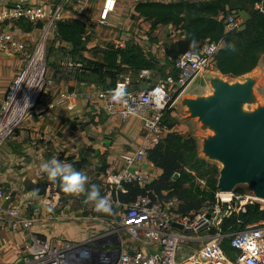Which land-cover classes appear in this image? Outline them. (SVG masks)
Listing matches in <instances>:
<instances>
[{
  "label": "built area",
  "instance_id": "built-area-1",
  "mask_svg": "<svg viewBox=\"0 0 264 264\" xmlns=\"http://www.w3.org/2000/svg\"><path fill=\"white\" fill-rule=\"evenodd\" d=\"M117 4L118 0L104 1L100 14L102 24H108L117 10ZM257 8L263 11L261 5ZM60 13V8L49 13L33 0H16L13 3L11 0H0V52L21 55L26 49L25 43L13 31L1 30L4 23L42 27V35L28 57L26 67L14 79L0 106V149L27 118L44 116L59 107L75 111L74 104L80 98L103 103L109 116L120 118L123 122L138 119L142 131L133 151L121 153L118 157L123 169L118 177L116 194L118 205L125 211L115 231L103 238L77 244L53 241L34 233L39 209L32 204L21 206L10 203V197L0 182V223L8 224L15 233L24 232L27 235L25 251L17 264H264V220L239 231L223 228L225 220L238 213L234 207H238V203L232 204V199L223 206L207 205L199 211L184 214L170 207L172 202L179 203L177 200L161 202L143 196L130 204L119 198L121 194H127L125 185L138 184L144 188L156 180V167L151 163L152 166L145 169L144 164L149 162L150 152L163 144L173 132L165 115L176 96L183 95L196 78L203 73H212L211 70L217 71L216 56L224 42H205L196 51L181 55L163 77L151 80L146 87H135L121 75L122 80L119 79L112 89L100 88L87 94L79 91L63 93L43 103L52 84L48 78L47 62L44 61L47 43L60 20ZM234 16L237 15L225 18L228 32L242 27L243 22ZM37 65H40L38 71ZM83 69L82 63H69L66 75L75 78L78 73L84 72ZM154 73L144 70L140 72V77L150 80ZM193 175L196 177L195 173ZM197 182L206 188L204 180L197 179ZM239 198L251 205L257 200L253 194L239 195ZM29 209L33 210L31 214ZM261 210L264 208L261 207ZM246 211L244 207L242 212ZM174 225L182 226L183 230ZM186 230L192 232L187 233ZM226 241L235 250L233 256H228L223 249Z\"/></svg>",
  "mask_w": 264,
  "mask_h": 264
},
{
  "label": "crops",
  "instance_id": "crops-1",
  "mask_svg": "<svg viewBox=\"0 0 264 264\" xmlns=\"http://www.w3.org/2000/svg\"><path fill=\"white\" fill-rule=\"evenodd\" d=\"M16 0H11V3ZM105 0H33L36 5L44 7L49 13L61 9L60 20L57 22H70L77 20L86 25V50L73 52L72 44L64 41L57 35V24L50 37L51 54L49 57L52 85L43 103H48L63 93L74 91L94 93L106 84L112 85L110 79L100 80L98 76L92 81L85 80L83 73H78L75 78L66 75V66L69 63L79 64L84 60L103 62L102 50L109 45L125 48L127 44L139 45L147 58L153 57L156 68L169 65L165 48L180 40L185 33L181 28L173 25H161L152 30L153 21L141 17L136 12L139 3H176L182 0H118L117 10L104 25L100 21V14ZM243 23L248 19L244 12ZM237 15V14H236ZM225 20V18H224ZM226 22V20H225ZM31 26V29H29ZM4 31H13L26 46L21 55H7L0 52V106L4 101L9 87L19 72L27 65L28 57L34 51L35 45L42 35V27L33 25H15L4 23ZM121 34V37H119ZM148 34L157 45L147 43ZM150 37V38H151ZM150 38L148 39L150 41ZM168 66L164 75L167 73ZM49 78V77H48ZM55 80H57L55 82ZM109 89V88H108ZM75 111L66 107H59L44 116L33 115L27 118L15 135L0 149V182L10 197V203L27 206L32 204L39 209V220L33 232L51 239L49 234L51 219L55 213L54 190L59 187L56 180H50L41 171L40 165L55 158L61 163H68L80 155L90 157L95 161L94 167L98 169L96 175L109 182L116 180L123 169L119 160L121 153L132 152L142 131L141 122L132 118L123 122L120 118L109 116L103 103L99 101L87 102L80 98L76 101ZM76 162L75 160H72ZM106 165L100 171L99 166ZM152 166L146 162L144 168ZM156 177L159 178L163 171L156 168ZM92 174L90 179H92ZM38 193L33 195V190ZM57 192H59L57 190ZM60 193V192H59ZM52 198V200L50 199ZM62 203V201H59ZM30 214L33 212L29 209ZM27 235L24 232H13L8 224L0 223V264H17L25 251Z\"/></svg>",
  "mask_w": 264,
  "mask_h": 264
},
{
  "label": "trees",
  "instance_id": "trees-1",
  "mask_svg": "<svg viewBox=\"0 0 264 264\" xmlns=\"http://www.w3.org/2000/svg\"><path fill=\"white\" fill-rule=\"evenodd\" d=\"M258 5L262 6L263 11L257 8ZM136 12L141 17L153 21L152 30L161 25H173L185 33L183 40L166 46V57L172 62L158 71L164 70L165 73L166 68L174 64L181 55L196 51L198 46L205 42H224L223 48L216 56L217 71L223 76L243 77L254 72L261 63L264 64V0L139 3ZM240 12L246 13L248 19L239 30L228 32L224 18ZM85 34L86 25L83 22L73 20L57 24V35L72 44L73 52L86 50ZM101 53V63L84 61L89 64V69L86 70L90 73L86 75L98 76L100 80L110 79L112 85L105 86V89L114 88L124 71L139 73L144 70H157L154 58H147L143 49L136 44L129 43L125 48L109 45L108 49L102 50ZM169 127L172 128L171 125ZM148 160L161 169L163 174L144 188L138 184L125 185L127 194H121L122 200L125 201L124 198L129 195L132 200L126 199L128 202L136 201L139 196H149L154 201L161 202L177 200L178 212L184 214L199 211L215 203L220 170L200 156L196 140H185L172 132L163 144L150 152ZM197 179L204 180L206 188L199 184ZM59 192L64 193L61 184ZM240 220L242 223H238ZM263 220L264 210L256 203L247 206V211L239 216L226 219L223 228L239 231ZM223 249L229 256L235 254L229 241L223 243Z\"/></svg>",
  "mask_w": 264,
  "mask_h": 264
},
{
  "label": "rangeland",
  "instance_id": "rangeland-1",
  "mask_svg": "<svg viewBox=\"0 0 264 264\" xmlns=\"http://www.w3.org/2000/svg\"><path fill=\"white\" fill-rule=\"evenodd\" d=\"M236 13L231 14L232 16ZM235 18L238 17L240 21H243L245 16L244 14H237V16H234ZM119 37H121V34H119ZM151 36L148 34V39ZM146 40L147 43L151 45H157L159 42H153L152 37L149 40ZM50 40L47 43V49H46V58L44 59L45 62H47V67L50 68V62L49 57L51 54L50 49ZM50 52V54H49ZM85 80L92 81V77L89 75H86L87 73H90V71L86 70L88 68L89 64H87L85 61L82 62ZM89 69V68H88ZM49 71V69H48ZM212 73H214L216 76L222 78L223 80L229 81V82H243L247 77L250 76H259L260 82L256 88V94L259 99V103L264 104V64L261 63V65L251 74L239 77V78H231L227 76H223L220 72L211 70ZM210 71V72H211ZM209 72H207L208 74ZM211 73V74H212ZM206 73H203L202 76L196 78V80L193 82V84L190 86V88L183 94H179L175 98V102L173 103V106L167 111L165 115L166 122L172 126L173 132L182 136L183 139H194L196 140L198 149L200 151V156L204 159V155L202 154V138H206L207 136L211 135V131H202L198 120H186L187 117L186 114V108H184L181 104L182 100L184 98H196L199 96H208L213 92V89L210 85L209 80L206 78ZM123 79H128L129 83L135 87H146L147 84L150 83L151 80H156L159 77L164 76V70H161L160 72L154 73L151 76L150 80H142L140 77V72L135 71H124ZM213 75V74H212ZM49 79L51 76L48 74ZM54 79V78H52ZM52 79H50L52 81ZM122 80V78H120ZM57 80H55L56 82ZM53 82V81H52ZM51 85L48 87L50 90ZM106 86H109L106 84ZM105 88V87H104ZM108 89V88H106ZM252 108H256V104L252 106ZM76 162L72 161L75 160ZM207 160V159H206ZM95 161L90 157H86L84 155H80L78 158H73L69 160L67 164H71L75 171L83 173L87 177V183L85 185V192L78 193V194H69L64 191V193H59V187L62 183L60 179H58L57 183L59 184V187H56V191L54 190V194H52L53 197H55L54 200L50 198L52 201H54V208H55V214L52 215L53 219H51L49 234H53L52 240L53 241H70V242H76L81 243L85 240L93 239V238H99L105 236L106 234H111L115 231L117 228V224L119 223L120 216H122L123 212L125 211V208L120 207L118 205L117 200V194H116V180L113 178L109 182L103 181V179L99 178L95 173L98 169H95L94 164ZM210 164L219 170L222 168L221 164L213 161ZM100 171L103 172V170L106 168V165L101 164L99 166ZM92 174V179H90V175ZM95 185L99 188L100 195L102 197H105L108 201L107 210H100L97 211L95 207V203H85V199L87 196V192L91 191L92 186ZM252 194L248 191L246 186H239L235 192L231 193V197L229 199H223L220 194L218 193L216 196L215 203H213V206L220 204L221 206L228 204V202L232 199V204L237 205L238 207L234 206L238 211V213L232 215L231 217L239 216L242 214L243 208H247V206L251 205L249 202H244V200H240L239 195H249ZM141 197V196H139ZM138 197V198H139ZM143 197V196H142ZM121 198V196H119ZM125 202L126 199L132 200V197L129 195V197L124 198ZM62 201L60 203L59 201ZM124 201V200H123ZM243 201V203L241 202ZM172 202V201H170ZM132 201H130V204ZM244 204L243 206L241 205ZM259 204L260 207L264 208V201L256 200L254 201V204ZM128 204V205H130ZM171 208L179 209L178 203L172 202L170 204ZM240 223L241 220H240ZM224 226V223H223ZM245 226V225H243ZM108 238V237H107ZM229 256V255H228Z\"/></svg>",
  "mask_w": 264,
  "mask_h": 264
},
{
  "label": "water",
  "instance_id": "water-1",
  "mask_svg": "<svg viewBox=\"0 0 264 264\" xmlns=\"http://www.w3.org/2000/svg\"><path fill=\"white\" fill-rule=\"evenodd\" d=\"M206 78L213 92L184 98L181 104L186 108V120L196 119L202 131L212 132L202 138V154L222 166L218 193H233L246 186L257 200L264 201V104L256 94L260 77L234 83L211 73ZM254 104L256 108H252ZM174 227L183 230L182 226Z\"/></svg>",
  "mask_w": 264,
  "mask_h": 264
},
{
  "label": "clouds",
  "instance_id": "clouds-1",
  "mask_svg": "<svg viewBox=\"0 0 264 264\" xmlns=\"http://www.w3.org/2000/svg\"><path fill=\"white\" fill-rule=\"evenodd\" d=\"M120 94L119 92L117 93ZM41 171L47 175L50 180H61L63 190L69 194H78L85 192L87 177L78 171H75L71 164L61 163L55 158L50 159L40 165ZM38 189L33 190V195L38 193ZM85 203H95L97 211L107 210L108 201L100 195L99 188L92 186L91 191L87 192Z\"/></svg>",
  "mask_w": 264,
  "mask_h": 264
},
{
  "label": "bare ground",
  "instance_id": "bare-ground-1",
  "mask_svg": "<svg viewBox=\"0 0 264 264\" xmlns=\"http://www.w3.org/2000/svg\"><path fill=\"white\" fill-rule=\"evenodd\" d=\"M40 65H37V68L36 70L38 71L40 68H39ZM213 76L216 77V75L214 73H212ZM220 196L223 198V199H229L231 197V193H219Z\"/></svg>",
  "mask_w": 264,
  "mask_h": 264
}]
</instances>
